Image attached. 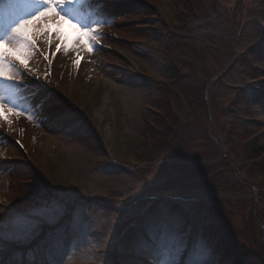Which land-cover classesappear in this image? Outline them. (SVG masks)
<instances>
[{"label": "rangeland", "instance_id": "1", "mask_svg": "<svg viewBox=\"0 0 264 264\" xmlns=\"http://www.w3.org/2000/svg\"><path fill=\"white\" fill-rule=\"evenodd\" d=\"M85 5L76 18L98 26L97 48L57 53L34 34V74L0 88L14 108L0 119L5 221L64 210L5 248L19 264H153L168 231L186 245L177 264L197 243L214 264H264V58L248 64L264 0Z\"/></svg>", "mask_w": 264, "mask_h": 264}, {"label": "snow or ice", "instance_id": "2", "mask_svg": "<svg viewBox=\"0 0 264 264\" xmlns=\"http://www.w3.org/2000/svg\"><path fill=\"white\" fill-rule=\"evenodd\" d=\"M85 3L86 0H6L0 6V88L5 82L18 84L23 76L34 74L29 68V60L36 50L34 34L46 35L49 46L53 43L54 35L58 41L57 53L67 52L77 45L89 53L97 48L98 37L101 35L98 26L81 24L76 18L75 10ZM33 5L35 10L27 11ZM98 7V14H103L102 4ZM107 19L110 23V18ZM37 22H43L42 26L30 31L29 26ZM44 59L47 60V57ZM81 59L77 53L74 63L79 66ZM13 112L14 108L9 106L8 98L0 91V119L11 123L7 114ZM9 211L0 208V264H8L4 259L6 252L12 258L11 264H19L14 259L15 250L5 248L6 240H31L38 233L40 225L64 214V210L59 208H38L22 221L9 225L4 218ZM68 219L71 223V217ZM152 238L156 245L153 264H177V256L185 250L186 245L168 231L160 233L158 237L153 235ZM186 264H214L211 250L203 243L193 245Z\"/></svg>", "mask_w": 264, "mask_h": 264}, {"label": "trees", "instance_id": "3", "mask_svg": "<svg viewBox=\"0 0 264 264\" xmlns=\"http://www.w3.org/2000/svg\"><path fill=\"white\" fill-rule=\"evenodd\" d=\"M249 62L248 64L251 66V69L254 70V69H258V68H255V64L259 63L260 62V58H264V43H259L257 45H255L253 48H251L250 52H249ZM251 90V89H250ZM249 92V91H247ZM251 92H253V90H251ZM250 93V92H249ZM254 93V92H253ZM252 95V94H251ZM250 96V98H252L253 96ZM218 234V237L220 236L219 233L217 232ZM216 235V234H215ZM206 240H207V236H205ZM221 239H218L216 238V240H218V242L221 244V248L220 246L217 245V250H213L214 251H219L218 248L221 250L219 252V254H221V259L222 258H230V255H232L233 251H234V247H235V244L233 243L232 240H227L225 239L224 237H219ZM205 240V239H204ZM232 244V245H231ZM224 245V246H222ZM228 245H231L230 247H227L225 248V246H228ZM232 258L229 259V261L231 260Z\"/></svg>", "mask_w": 264, "mask_h": 264}, {"label": "bare ground", "instance_id": "4", "mask_svg": "<svg viewBox=\"0 0 264 264\" xmlns=\"http://www.w3.org/2000/svg\"><path fill=\"white\" fill-rule=\"evenodd\" d=\"M89 3V2H88ZM89 4H86L84 7H86V6H88ZM96 16H97V14H96ZM95 17V16H94ZM94 17H93V19H94ZM66 27V26H65ZM26 146V145H25ZM26 149H27V147H26Z\"/></svg>", "mask_w": 264, "mask_h": 264}]
</instances>
